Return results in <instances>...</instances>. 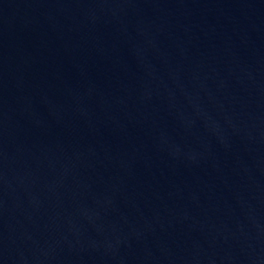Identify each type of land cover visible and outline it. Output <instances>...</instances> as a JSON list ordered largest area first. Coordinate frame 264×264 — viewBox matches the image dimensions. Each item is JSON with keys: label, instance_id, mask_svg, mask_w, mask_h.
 Listing matches in <instances>:
<instances>
[{"label": "water", "instance_id": "95a60500", "mask_svg": "<svg viewBox=\"0 0 264 264\" xmlns=\"http://www.w3.org/2000/svg\"><path fill=\"white\" fill-rule=\"evenodd\" d=\"M0 264H264V0H0Z\"/></svg>", "mask_w": 264, "mask_h": 264}]
</instances>
